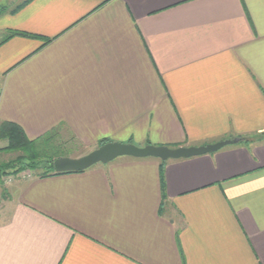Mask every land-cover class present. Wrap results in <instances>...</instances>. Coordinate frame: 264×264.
Wrapping results in <instances>:
<instances>
[{"label": "crops", "instance_id": "obj_1", "mask_svg": "<svg viewBox=\"0 0 264 264\" xmlns=\"http://www.w3.org/2000/svg\"><path fill=\"white\" fill-rule=\"evenodd\" d=\"M2 122L85 154L237 143L15 177L0 264H264V0H22L0 13Z\"/></svg>", "mask_w": 264, "mask_h": 264}, {"label": "water", "instance_id": "obj_2", "mask_svg": "<svg viewBox=\"0 0 264 264\" xmlns=\"http://www.w3.org/2000/svg\"><path fill=\"white\" fill-rule=\"evenodd\" d=\"M235 143H237V140H228L206 146L180 147L174 149L164 146L147 145L140 148L133 144L106 143L79 158H57L53 162V169L55 173L82 172L94 165L107 164L121 157L135 159L153 158L162 162L167 160L187 159L210 154Z\"/></svg>", "mask_w": 264, "mask_h": 264}, {"label": "rangeland", "instance_id": "obj_3", "mask_svg": "<svg viewBox=\"0 0 264 264\" xmlns=\"http://www.w3.org/2000/svg\"><path fill=\"white\" fill-rule=\"evenodd\" d=\"M21 1L22 0H0V13L3 11H7V9L15 7ZM35 144L36 153L42 156V159L36 160L34 162L24 160L20 164H16L12 170L6 171V175H2L0 173V186L4 187L6 183H9L8 181L11 182V180H13L17 176L23 177L24 175H41L45 173V171H47L45 167L46 161H48L54 156H63L65 158H71L74 156L78 157L79 155L84 156L86 155L85 153H87L86 151L80 150L79 146L73 143V141L65 133H49L42 137ZM6 146L7 141L0 140V165H5L9 162L15 161V159H17V157L19 156H24L21 151L4 150ZM18 169L19 171H16ZM5 196L6 195L4 194L0 201L4 200Z\"/></svg>", "mask_w": 264, "mask_h": 264}, {"label": "trees", "instance_id": "obj_4", "mask_svg": "<svg viewBox=\"0 0 264 264\" xmlns=\"http://www.w3.org/2000/svg\"><path fill=\"white\" fill-rule=\"evenodd\" d=\"M25 3H23L22 5L18 6L16 9H14L12 11V13H16ZM14 36H23V37H28L25 34H21V33H7V36L5 37V39L2 41L5 42L7 40H9L11 37ZM41 139V138H40ZM39 139V140H40ZM0 140L3 141H7V146L6 148H4V150L6 151H21L24 156H19L17 157V159H15V161L13 162H9L5 165H0V173L3 175H6V171H10L12 170L16 164H20L22 161H36L39 159H42V156H40L38 153H36L35 150V143L38 142L39 140L36 141H30L26 138V136L24 135L23 131L21 130V128L19 126H17L14 123L11 122H2L0 123ZM106 144V142H101L100 146ZM63 156H54L51 159H49L48 161H46L45 167L47 169V171H45V173L41 174V176H47L49 174H63V173H55L54 169H53V162L54 160H56L57 158H62ZM32 167V166H31ZM22 168V167H21ZM19 168V169H21ZM16 170V171H19ZM161 178H162V174H161ZM163 181V180H162ZM163 182H162V188H163Z\"/></svg>", "mask_w": 264, "mask_h": 264}]
</instances>
